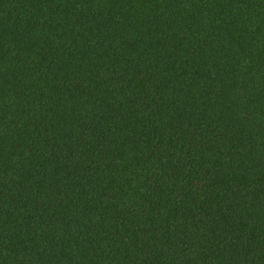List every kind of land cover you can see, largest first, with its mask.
<instances>
[{
    "label": "trees",
    "instance_id": "trees-1",
    "mask_svg": "<svg viewBox=\"0 0 264 264\" xmlns=\"http://www.w3.org/2000/svg\"><path fill=\"white\" fill-rule=\"evenodd\" d=\"M0 264H264V0H0Z\"/></svg>",
    "mask_w": 264,
    "mask_h": 264
}]
</instances>
